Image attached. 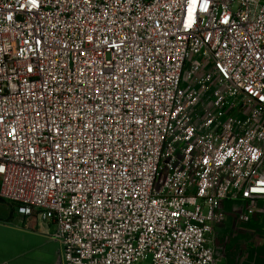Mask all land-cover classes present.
Here are the masks:
<instances>
[{"label":"built area","instance_id":"1","mask_svg":"<svg viewBox=\"0 0 264 264\" xmlns=\"http://www.w3.org/2000/svg\"><path fill=\"white\" fill-rule=\"evenodd\" d=\"M0 199L61 264H216L264 201V0H0Z\"/></svg>","mask_w":264,"mask_h":264},{"label":"rangeland","instance_id":"2","mask_svg":"<svg viewBox=\"0 0 264 264\" xmlns=\"http://www.w3.org/2000/svg\"><path fill=\"white\" fill-rule=\"evenodd\" d=\"M169 160L164 156L161 164ZM225 218L218 222L213 233L215 250L226 244H247L258 237L242 231L263 230L264 221L253 219L241 221L238 218L237 204L230 203L226 207ZM220 228L226 230L220 236ZM56 231L53 223H48L35 217H23L7 202L0 199V264H53L60 262L61 246L51 239ZM242 235V236H241ZM219 248V249H220ZM149 256L140 264H150Z\"/></svg>","mask_w":264,"mask_h":264},{"label":"crops","instance_id":"3","mask_svg":"<svg viewBox=\"0 0 264 264\" xmlns=\"http://www.w3.org/2000/svg\"><path fill=\"white\" fill-rule=\"evenodd\" d=\"M233 202H227L228 204ZM239 210L245 209L246 203L244 201L235 202ZM257 211L252 216L253 219L264 221V201L257 203ZM218 235L220 236L226 230L220 228ZM244 233L252 234V237H258V240H253L249 245L247 244H226L216 251V264H264V229L242 231ZM242 236V235H241ZM220 248V249H219ZM53 264H58L54 262Z\"/></svg>","mask_w":264,"mask_h":264},{"label":"water","instance_id":"4","mask_svg":"<svg viewBox=\"0 0 264 264\" xmlns=\"http://www.w3.org/2000/svg\"><path fill=\"white\" fill-rule=\"evenodd\" d=\"M58 264H61L60 262Z\"/></svg>","mask_w":264,"mask_h":264}]
</instances>
